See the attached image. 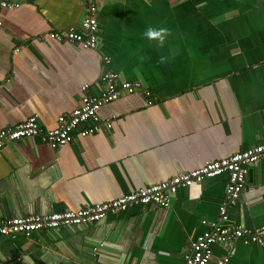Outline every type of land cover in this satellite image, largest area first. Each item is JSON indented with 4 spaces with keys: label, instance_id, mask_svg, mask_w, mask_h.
<instances>
[{
    "label": "crops",
    "instance_id": "1",
    "mask_svg": "<svg viewBox=\"0 0 264 264\" xmlns=\"http://www.w3.org/2000/svg\"><path fill=\"white\" fill-rule=\"evenodd\" d=\"M84 10V0H20L0 11V130L33 115L53 129L80 104L82 86L99 93L104 70L158 100L124 95L98 112L111 129L62 147L34 138L4 145L0 220L110 201L264 140V0H97L96 50L47 36L79 27ZM227 181L224 173L179 188L164 209L0 236V264H183L191 242L218 221ZM228 217L264 225V158ZM212 253L216 264L227 249ZM226 264H264V249L237 241Z\"/></svg>",
    "mask_w": 264,
    "mask_h": 264
},
{
    "label": "built area",
    "instance_id": "2",
    "mask_svg": "<svg viewBox=\"0 0 264 264\" xmlns=\"http://www.w3.org/2000/svg\"><path fill=\"white\" fill-rule=\"evenodd\" d=\"M85 14L79 27H71L62 31H53L47 36L57 42L73 43L82 49L96 50L98 47L97 0H84ZM20 6V0H0L2 9H15ZM2 25L0 21V26ZM108 63L107 57H102ZM98 94L88 93V85L81 87L83 92L80 104L69 113L57 117L53 129H45L36 115L24 122L0 130V149L7 143L34 138L55 149L70 144L76 137L86 138L97 134L101 129L112 127V119H102L100 109L124 95L140 93L147 106L158 99L147 87L139 81L120 80L112 71L104 70L98 79ZM113 118V117H112ZM264 158V140L256 145L232 154L229 157L209 161L192 171L175 175L169 180L154 183L147 187L125 193L120 197L87 205L75 210L49 213H31L25 216L9 217L0 220V236L15 239L18 236L31 237L33 234L55 230L60 227L94 224L104 220L108 215H116L128 209L155 205L168 208L171 198L179 188L227 174L228 181L224 199L219 205V219L211 224L210 229L197 236L190 244L189 250L183 256V264H209L212 260V247L224 245L226 255L216 264H226L230 251L237 241L244 244H255L264 249V225L254 229L233 225L229 221L228 208L235 205L245 186L250 167Z\"/></svg>",
    "mask_w": 264,
    "mask_h": 264
},
{
    "label": "clouds",
    "instance_id": "3",
    "mask_svg": "<svg viewBox=\"0 0 264 264\" xmlns=\"http://www.w3.org/2000/svg\"><path fill=\"white\" fill-rule=\"evenodd\" d=\"M149 36L157 35V33H154L152 30H149L147 33Z\"/></svg>",
    "mask_w": 264,
    "mask_h": 264
}]
</instances>
